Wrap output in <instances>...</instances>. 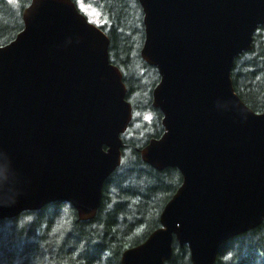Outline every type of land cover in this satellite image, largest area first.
<instances>
[{"label": "water", "instance_id": "1", "mask_svg": "<svg viewBox=\"0 0 264 264\" xmlns=\"http://www.w3.org/2000/svg\"><path fill=\"white\" fill-rule=\"evenodd\" d=\"M139 55L159 81L151 106L163 133L141 160L182 181L160 228L120 264H165L175 241L191 264H214L219 247L264 219V111L234 92V59L264 24V0H137ZM22 28L0 46V219L68 202L94 218L121 162L131 118L109 40L71 0H30Z\"/></svg>", "mask_w": 264, "mask_h": 264}, {"label": "trees", "instance_id": "2", "mask_svg": "<svg viewBox=\"0 0 264 264\" xmlns=\"http://www.w3.org/2000/svg\"><path fill=\"white\" fill-rule=\"evenodd\" d=\"M29 1L0 0V46L21 30L20 13ZM71 1L77 6V0ZM83 1L101 13L98 26L109 40V61L121 71L125 100L132 105V119L120 136L121 162L106 179L91 220H79L68 202L0 219V264H120L124 251L160 228L161 211L182 181L175 168L158 171L140 158L141 148L159 138L163 127L160 111L151 106L159 75L139 55L144 30L137 0ZM148 74L157 81L146 96L141 80ZM230 77L242 102L255 113L264 111V24L254 32L251 49L234 59ZM145 114H151L149 120L143 119ZM146 133L149 137L139 143L137 138ZM165 264H191L187 247L174 241ZM214 264H264V219L255 229L223 243Z\"/></svg>", "mask_w": 264, "mask_h": 264}, {"label": "rangeland", "instance_id": "3", "mask_svg": "<svg viewBox=\"0 0 264 264\" xmlns=\"http://www.w3.org/2000/svg\"><path fill=\"white\" fill-rule=\"evenodd\" d=\"M77 6L79 7V10L87 17V19H88V21L90 23H92V24H94L96 26L102 24L103 20L101 19V13L92 4H88V2L83 1V0H77ZM133 7L135 8L136 6L134 5ZM138 18H139V16H138ZM138 18H137V22L139 20ZM148 76L149 77L142 76V80L143 81L141 80L142 86L144 87L143 91H144V94L146 96H148L151 88L153 87V85L157 81L156 78L150 77L149 74H148ZM150 115L151 114H145L143 119L144 120H149L150 119ZM147 134H150V133H146L144 136L142 135V136L138 137L137 141L139 143H143L147 139V137H149V136H147Z\"/></svg>", "mask_w": 264, "mask_h": 264}]
</instances>
